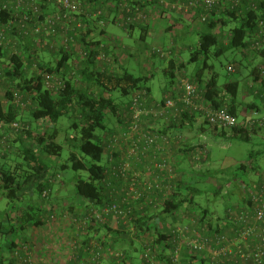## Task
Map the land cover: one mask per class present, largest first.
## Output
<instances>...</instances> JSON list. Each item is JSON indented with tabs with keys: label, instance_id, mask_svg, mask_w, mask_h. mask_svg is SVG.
Instances as JSON below:
<instances>
[{
	"label": "built area",
	"instance_id": "obj_1",
	"mask_svg": "<svg viewBox=\"0 0 264 264\" xmlns=\"http://www.w3.org/2000/svg\"><path fill=\"white\" fill-rule=\"evenodd\" d=\"M152 1L158 4L160 8L157 12L160 13L176 11L180 15L191 16L200 9L199 20L207 24L216 8L236 9L245 0ZM123 8L125 13L119 18L121 26L124 23L129 26L145 17L138 5L129 6L126 3ZM6 13L10 14V18L4 22L1 15ZM85 16L82 0H0V50L16 55L21 45L30 40L38 51L50 48L65 52L62 56L72 54L69 60L76 57L74 51L78 48L79 59L83 60L87 58L88 50L83 49L71 35L83 28L81 22L86 19ZM101 16L102 11L98 10L88 19H98L97 25L104 28L106 22ZM259 29L252 50L263 47V22ZM152 51L165 60L173 57V52L165 48L152 47ZM78 61L76 59L70 64L74 72L69 78L77 76L75 72L80 68ZM96 61L103 71L108 69L111 72L117 71L122 63L119 57L111 58L104 53L98 54ZM37 65L34 66L38 68ZM229 71L235 72L236 68L230 66ZM41 74L46 90L57 94L65 90L67 78L63 69L59 73L42 71ZM2 76L0 70V90ZM205 97L206 92L200 86L186 79L180 80L163 102L154 100L145 88L136 91L128 103L125 122L117 124L109 138L108 163L117 162L109 168L105 180L111 192L109 200L103 204L85 200L80 213H63L65 209L62 211L52 199L54 188H47L41 194V223L37 227H46L54 232L60 227L70 228L72 236L77 238L72 241L71 253L61 260L63 239L56 234L54 241L35 245L32 241H22L13 247L4 246L0 249V256L11 253L12 259L3 264H106L123 259L128 264H264V172L260 173L258 183L241 189L245 206L228 208L225 218L214 224H209L191 210L187 211V208L164 212L166 204L174 199L172 196L177 192L179 179L185 172L173 156V148L182 149L186 143L195 148L193 166L206 163L209 153L205 146L193 143L191 138L172 137L154 129L153 125L160 123L169 128L171 120L178 122L186 113L203 119L205 126L213 130L226 131L239 127L252 131L264 125L260 119L241 124L228 108L213 107ZM11 104L17 109H24L30 101L15 91ZM25 131H29V127L22 122L0 120V147L11 150L9 143L12 136H20L27 133ZM185 175L192 177L194 174L189 172ZM61 182V174L53 171L44 184L55 186ZM12 213L7 212L4 217L8 225ZM149 218H155L157 229L137 232L134 223ZM99 226V233L90 237L88 242H82L81 236L94 234ZM105 226L128 234L129 238L116 243L107 239L106 231L100 236L103 232L101 228ZM161 235L164 238L159 241ZM129 252L137 253L138 258L134 259L133 255L130 260Z\"/></svg>",
	"mask_w": 264,
	"mask_h": 264
},
{
	"label": "trees",
	"instance_id": "obj_2",
	"mask_svg": "<svg viewBox=\"0 0 264 264\" xmlns=\"http://www.w3.org/2000/svg\"><path fill=\"white\" fill-rule=\"evenodd\" d=\"M82 1L83 5H86L84 8L86 19H83L81 22L83 28L78 29L77 32L71 35L80 42L82 47H84L83 49L86 48L88 50V56L83 60L79 59V52L77 50L74 51V55L79 60L80 67L76 70L75 75L79 78L77 76L69 78V75L74 72L73 66L69 63V55L72 56V54H63L62 56V53H65L62 49H60L62 52L57 51V49L51 50L50 48L41 52L32 46L30 40H26L16 55L0 50V70L3 75L0 90V120L6 122L19 121L29 127V131H25L27 133H22L19 136L21 143L25 145L24 150L21 151V164L14 162L10 166H6L3 158L0 157V189H2L3 194L12 203L16 202V216L15 218H11L12 220L9 225L14 230L24 229L29 222L31 224L35 223V225L41 223L40 218L39 220H34L37 212L39 213L37 206V210L29 205L25 210L21 207L24 204L25 192L36 193L38 199H40L43 190L47 188L53 189L56 186L44 184L46 177L51 172H58V170H52L45 160L46 157L56 160L61 156L64 146L59 143V124L62 118H67L71 121L70 129L74 130L76 134L68 137L71 153L66 163L59 168L61 170L71 169L75 173H88L87 179L77 176L73 180L76 197L79 202L82 201L84 203L86 200L94 204H103L109 200L111 192L110 188L106 186L105 180L109 168L113 164L116 165L117 162L115 161L111 164L106 159L105 164H102V160L107 155L109 138L113 133L114 127L117 124L125 122L129 103L120 101L113 94L119 93L121 96L131 97L136 91L144 88L150 92V89L147 87V77H136L123 66H119V69L115 72H111L108 69L103 71L99 68V64L96 61V57L100 53H104L111 58L115 57V54L110 51V42L102 43L100 39H96V34L103 33L107 25L115 23L114 18L110 21V18L114 17V13H125L123 6H126V3L129 6H139L140 1ZM98 10L102 11L103 16H101V19L106 22L104 28L97 25L98 19H88V16L91 17ZM215 12L217 13L215 14ZM1 18L6 22L10 18V14H3ZM262 22L264 23V0H245L242 6L236 9H230L229 7L225 9L223 7L216 8L212 20L207 23L210 32L199 35V45L196 51L191 54V62H198L201 56L205 57L204 68L199 70V73L204 74L205 69H210L207 59L213 49H215L214 55L217 57L232 49L242 50L244 55L245 51L247 53H254L255 56L264 57V42L261 49H251L256 36L259 34V26ZM230 24H235V26L228 30V34L230 35L229 42L224 45L220 41V38L212 31L218 26L227 28ZM123 27L127 30L125 23ZM175 28L176 24L172 17L168 12H163L152 30L150 38L155 44L151 43L150 47L163 48L166 44L167 36ZM141 39L144 40L146 37L143 36ZM41 54L49 55L48 59L53 58L54 62L50 61V64L44 63ZM35 64L39 65H37L38 68L34 66ZM177 67L179 71H182L186 68V64H179L178 66L175 60L171 58L167 61L163 71L174 81ZM62 69L64 70V76L67 78L65 90L58 94L46 90L43 86L42 71L59 73ZM254 73H257L256 76L261 75V73L264 75V63L260 67H256ZM215 77L216 75H213L205 83L206 87H203V90L206 92L205 98L213 107L228 108L225 96L229 95L230 91L229 89H220L221 87L217 84ZM201 79L199 77L197 79L198 82L191 79L188 81L199 86L202 81ZM260 83L263 82L260 81ZM227 87H235L237 89L238 84L230 83ZM15 91L20 92L30 101V104L26 108L17 109L11 104ZM228 110L231 114L237 116L231 109L228 108ZM23 113L28 114V117L23 116ZM194 119H196V116L190 115V113L183 114L180 121H170L169 129L182 130L189 128V125L193 124ZM34 124L38 130L36 134L33 131ZM158 124L161 125L160 123ZM161 126L163 128L159 131L167 134V126L165 124ZM232 132L234 135L239 134L245 139H249V131L242 128H234ZM181 152L183 156L188 157L191 163L195 148L186 143ZM16 165H19V167ZM239 169L247 171L245 165L240 166ZM197 175L196 178L195 175H192L193 179L185 175V173L182 178L180 177L179 188L172 196L174 199H171L166 204L164 212L168 213L171 210L176 211L182 208H187V211L191 210V213L195 212L194 207L198 206V204H195L198 192L195 183ZM186 182L188 184H185ZM73 212L77 214V211ZM154 219H139L136 221L134 224L137 232L148 231L152 228L157 229ZM90 229H93V227H90ZM97 229L96 231L98 232L100 226ZM101 230L103 232L106 231L107 239H112L116 243L126 241L129 238L128 234L113 231L108 226L101 228ZM163 238L164 235H161L159 241L163 240ZM133 255L131 252L128 253L130 260L133 259ZM125 262L126 259H123V261H112L106 264H128Z\"/></svg>",
	"mask_w": 264,
	"mask_h": 264
},
{
	"label": "rangeland",
	"instance_id": "obj_3",
	"mask_svg": "<svg viewBox=\"0 0 264 264\" xmlns=\"http://www.w3.org/2000/svg\"><path fill=\"white\" fill-rule=\"evenodd\" d=\"M167 1L171 2L169 0ZM172 14L180 15V13L176 11L172 12ZM113 18L114 17L112 16L110 21L113 20ZM234 26L235 24H230L229 27L225 28V32L228 33V30L232 29ZM107 30L124 39V45H122L120 48L119 45H117L116 50L120 53L117 57L121 59V64H125V62L129 61L126 69L136 77H150L152 75V77L148 80L147 85L152 90L153 94L160 99L163 96L162 91L165 86H168L170 82L173 81L169 76L165 75L163 71L166 67L168 59L165 60L160 56L153 54L150 44L154 43V41H152L150 37H147V34L141 33L140 29L135 30L132 39L126 38L124 31L117 28L113 24H109ZM186 31L187 30H176V36L174 39L178 41L180 45L187 43V45L192 49L185 50L182 56V60L186 64L187 72L189 75H191L204 68L205 57L201 56L198 62H191V54L194 52V50L196 51L199 45V34L194 33L191 36H188ZM143 36L146 37V39L142 40L141 38ZM168 37L170 38L171 36L168 35L167 39ZM225 38V41L229 42L230 36L228 35V37L226 36ZM118 40L113 38L110 39L109 42L110 44L116 46V43L118 44L119 42ZM125 45L130 47L132 52H136V55L131 56L129 53L131 52V49L126 48ZM167 50L169 52L172 51L169 49ZM214 52L215 49L212 50L209 58L207 59V64L210 66V69H205L204 77L209 80L213 75H216L215 78L217 79V84L219 86H224L230 83L232 80L239 82V91L241 94L240 99H245L246 102H253L257 104L260 107V117L264 118V107L260 98L255 97V95H245V98L243 96V92L245 90L250 89L256 94V91H258L257 89H262V85L255 86V83L253 81L251 82L250 76L254 68L258 66L260 67L261 64L264 63V57H259L257 55L252 60V57L254 56H250L249 58L248 55H244L242 53V50L237 49L228 50L223 55L218 57L214 55ZM121 55H123V58H121ZM41 56L44 59V63L48 64L50 61L54 62L53 58L48 59L49 55L47 54H41ZM230 66L236 67V71L230 72ZM177 73L175 80L179 78ZM179 81L180 80H178V82ZM253 86H255V88ZM168 87L171 88V86ZM113 95L114 97L120 99V101H125V103L131 100L130 96L124 97L119 93H114ZM23 116L28 117V114L23 113ZM258 119L260 118H256V120ZM59 125V143L64 146L63 151L60 158L55 160L53 158L50 159L46 157L45 162L52 170H58L62 177L61 183L65 182L67 184L66 186L70 193L66 196L67 201H75L77 200V197L73 180L77 176L87 179L88 173H75L71 169L61 170L59 168L61 165L66 163L71 153L68 137L76 134L74 130L70 129L71 121L69 119L62 118ZM257 128H259V130L256 133H248L249 139H245L239 134L234 135L232 130L222 131L219 129L217 131H212L207 125L204 126V130L194 127L193 129L189 130L190 132H188V128L181 130V134L187 136L190 134L191 136L188 137L192 138V142L195 144H202L209 153L206 163L196 166V168L199 169L197 170L198 173L196 172L198 174L197 180H195L197 186L196 188L198 189L195 199L198 207H195V210H199L200 212L202 210H208L210 213H214L215 211L221 214L225 213L226 204L234 200V194H230L229 191L231 190H228L226 187L227 182L240 184V189L245 186L247 188H251L254 183L259 182L260 176L257 174V172L264 171V125ZM33 131H35V134L38 131L35 124L33 125ZM106 159L107 155H105V158H103L102 164H105ZM242 165L247 167V171L239 169ZM219 189L220 191H218ZM35 197L36 201H39L37 195ZM52 199L57 202L54 189L52 191ZM11 203V200H9L3 194L2 189H0V224L3 228L2 232L5 231L4 233L12 231L11 226L8 225L7 220L4 218L6 213L13 212L11 218H15L16 216L15 206H11V208H9ZM23 205H25V203ZM59 208L62 211L64 210V206ZM2 232H0V249L4 248V243L6 241L4 237L6 234ZM102 233L104 234L105 232ZM10 236H12V234ZM18 237L19 234L18 236L15 234V236H12V240L14 239V241H17ZM134 257L137 259L138 254H134Z\"/></svg>",
	"mask_w": 264,
	"mask_h": 264
},
{
	"label": "crops",
	"instance_id": "obj_4",
	"mask_svg": "<svg viewBox=\"0 0 264 264\" xmlns=\"http://www.w3.org/2000/svg\"><path fill=\"white\" fill-rule=\"evenodd\" d=\"M135 1H138V0H135ZM139 1H140L139 7L141 8V11L147 16V18L145 16L144 18L139 19V21L127 26L126 27L127 30H125V27L119 25L120 13H117V12L114 13L115 23H112V24L114 26H116L117 28L122 29L126 35V38H129V39H132L133 33L135 32L136 29H140L141 33H145V34H147V37H150L152 34V30L154 28V25L156 24L157 19L159 18V16L161 14H163V11L161 13L157 12V10H159L160 7L158 6V4L156 2L152 1V3H150L147 0H139ZM85 7H86V5L84 6V8ZM216 13L217 12H215V14ZM199 14H200V9L195 10L191 16H188V15L184 16V15H177V14L169 13V15L172 17L174 23L176 24V28L170 34L171 39L168 37L166 44L163 48L172 50V52H173L172 56L173 57H171V58H173L175 60L176 65H178V66H179V64H185V62L182 60L183 52L187 49L188 50H192V49H191V47H189L187 45V43L180 45L178 43V41H176L174 39V37L176 36L175 35L176 30H178V29H180L182 31L187 30L186 33L188 36H191L194 33L200 35V34H205V33L210 32L209 25L203 24L200 22ZM132 15H134V14H132ZM107 29H108V25L105 27L103 33H101V34L97 33L96 34V36H97L96 39L97 40L100 39L102 41V43L103 42L108 43L110 41V39H113V38H115V40L121 39V40H118L119 42H118V44L116 43V46L113 44H111V46L109 45L110 49H111L110 51H112L115 54V56L117 57L120 54L119 52L116 51L117 45H119V48L122 45H124L123 44L124 39H122L117 34L109 32ZM225 31H226V29L221 27V26H218L217 28H215L212 31L216 36H218L220 38V41L224 45L228 44V42L225 41V39H226L225 37L226 36L228 37V35H229ZM126 48L131 49L128 46H126ZM77 50H78V48H77ZM194 52H195V50H194ZM129 53L131 54V56L136 55L135 54L136 52H132V49H131V52H129ZM244 53H245V55H248L249 58H250V56L251 57L254 56V57H252V60L257 56V55L255 56L254 53H247L245 51H244ZM122 56L123 55H121V58H123ZM76 59H77V57L71 58L69 60V63L73 64ZM128 62L129 61L125 62V64L124 63L120 64V66H123V67L125 66V68H127ZM254 69L251 72V76H250L251 82L253 81L255 83V86L256 85H262V89H260V90L257 89L258 91H256V94L250 89L245 90L243 92V96L245 98V95H255V97L260 98V100L262 101V105L264 107V93H263V91H264V77L262 75L263 73H261V75L259 74L260 76L259 75L256 76L257 73H254ZM176 71L178 72V73L177 72L176 73L178 74L179 78L177 80H175L176 79L175 78L173 83L170 82V84L168 86H171V88H169L168 86H165V88L162 91L163 96L160 99L153 94L152 90L147 85V87L150 89V95L154 100L163 102V100L165 98H167L169 95H171L172 90L179 83L178 80H184V79L190 80L191 79V80L198 82L197 79H199V77H201L202 81H201V83L199 82L200 83L199 86L202 89H203V87H206L205 83L208 82V79H206L204 77V74L199 73V70L196 73L191 74V75L188 74L186 68L182 71H179V68L177 67ZM151 77H152V75L150 77L148 76L147 79L149 80ZM260 81H262L263 83H260ZM176 82H178V83H176ZM230 83H232V84L237 83L238 84L237 89L235 87H227V85ZM230 83H228L224 86H220L221 87L220 89H222V90H228L229 89L230 94L225 96L226 97V106L229 109H231L233 112L236 113L240 123L245 124L246 122L253 120V119H256V118H260V120H263V122H264V118L260 117V107L257 104H255L253 102H246L245 99L244 100L240 99L241 94L239 91V82L232 80ZM255 86H253V87L255 88ZM192 123H193L192 125H189L188 132H190L189 130L193 129V127L197 128V129H199V128L204 129L205 124H203L204 123L203 119L201 120L200 118H196L193 120ZM152 127L154 129H158V130L163 128L159 124L153 125ZM210 130L217 131L215 129L213 130L212 128H210ZM258 130H259V128L252 130V131H249V133H256ZM167 131L172 137H177V136L188 137V136H191L190 134H188V136L181 134V130L172 129L169 131V128H168ZM188 138L190 139V137H188ZM191 140H192V138H191ZM193 140H194V138H193ZM9 146H11V150L2 149V147H0V152H1L0 157L3 158V162L5 163V165L10 166L14 162L21 164V151L24 150L25 145L21 143L19 136H12V139H11V142L9 143ZM181 150L182 149H178V147L173 148V153H172L173 156L175 157L176 161L179 162L180 167L183 169V171H185L184 173L192 172L196 178V174L198 173L197 170L199 168L197 169L196 166H193L190 163V160L188 159V157L183 156ZM16 166L19 167V165H16ZM263 172L262 171L257 172V174L260 175V173H263ZM188 176H187V179H188ZM190 178L193 179V177H190ZM229 183H231V182H227L226 187L228 190H231V191H229L230 194H234V200L232 202L226 204V212L228 211V208H235V207L243 208L245 206V203H246L244 201V193L241 191V189L239 187L240 184L231 183V185H229ZM187 184H188V182H187ZM66 185L67 184L64 182V183H61L60 185H58V186L56 185L54 187V194H55V198L57 199V202L55 201L56 205H58L59 207L64 206L63 209H65V212H63V213L73 212V211H77V213H80V211L84 209V203L82 201L79 202L78 199L75 201H67L66 196L70 193H69ZM25 193H26L24 196V198L26 199V200L24 199L25 205H22L21 208L25 210L29 206H32L35 209L37 206L39 213L37 212V216L34 218V220H37V219L39 220V218H41L40 215H41L42 210H41L40 201H36L35 196L37 194L36 193H30V192H25ZM37 197H38V195H37ZM36 202H37V205H36ZM195 204H197L196 201H195ZM15 205H16V202H13L10 204L9 208H11V206H15ZM71 209H73V210L71 211ZM194 209H195V207H194ZM36 210H37V208H36ZM194 211L196 214H198L202 219H204L209 224H214L216 221L224 219L225 214H226V212L221 214V213H218L216 211L214 213H212V212L210 213L208 210H202L201 212L199 210H194ZM37 226L38 225H35V223L31 224V222H29V224H27V226L24 227V229H16V230L12 229L11 232L4 233L5 231L2 232L3 228L0 224V232L6 234V235H4L5 240H6L4 243V246L7 247L8 245H10V247H13L14 245H16V243L22 242V240L26 241V242L32 241V244H34V245L40 244L41 242L42 243L46 242L47 240H53L54 241V238L57 234L59 236V238L63 239L62 250H64V251H63V255H62L61 260L62 259L65 260L68 256V254L71 253V250H70L71 247L70 246L72 245V241L77 239V238L75 239L74 236H72L71 229L70 228L65 229L64 227H60L59 229L56 230L57 232H54V231L48 230L46 227H37ZM97 233H99V232H95L94 234H91L90 236H81L80 239L82 240V242L87 241L88 238L94 236ZM11 234H12V236H15V234L18 236V234H19L17 241H14V239L12 240V236H10ZM102 234L103 233L101 232L100 236ZM48 243H49V241H48ZM6 252H8V251H6ZM52 258L53 257H50V259H52ZM10 259H12L11 253H5L3 255V257L0 256V264H3V262H6L7 260H10Z\"/></svg>",
	"mask_w": 264,
	"mask_h": 264
}]
</instances>
